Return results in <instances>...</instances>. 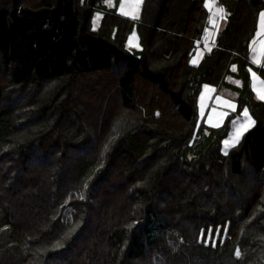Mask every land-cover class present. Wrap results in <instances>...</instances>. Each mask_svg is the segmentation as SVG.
<instances>
[{"label": "trees", "instance_id": "trees-1", "mask_svg": "<svg viewBox=\"0 0 264 264\" xmlns=\"http://www.w3.org/2000/svg\"><path fill=\"white\" fill-rule=\"evenodd\" d=\"M97 1L0 0V264H264L249 78L264 0H218L197 64L206 0H142L139 56L123 46L131 18L106 10L90 29ZM230 74L237 110L206 129L199 92ZM244 107L255 122L225 152Z\"/></svg>", "mask_w": 264, "mask_h": 264}, {"label": "crops", "instance_id": "crops-1", "mask_svg": "<svg viewBox=\"0 0 264 264\" xmlns=\"http://www.w3.org/2000/svg\"><path fill=\"white\" fill-rule=\"evenodd\" d=\"M259 14H258L256 33L260 23ZM225 19L226 18H224L223 16V18H221V20L217 24V27L223 25ZM217 27L215 28L216 30L214 31V35L217 31ZM256 33L254 37H256ZM261 41H264V35L257 37L255 43H253L252 40L249 50L250 88L253 92L254 98L257 100H264L261 99V96L264 95V79L259 74V69L264 68V44H262ZM207 48L208 46L194 48L190 58V62L192 64L199 63L204 53L206 52ZM194 60L195 63H193ZM235 69L236 68L234 67L233 70ZM253 73L256 74L255 77L253 76ZM226 80H227L226 84L221 87H215L212 85H207L208 87H205L206 85H204L200 90L199 95L196 99L195 107L198 113V118H199L198 120L199 122H203L204 128L206 129L218 128L222 126L226 121V119L237 110L238 107L237 95L240 94V91L242 89L241 79L236 77L234 74H230L227 76ZM232 89L234 90L236 89V90L234 91ZM226 101L229 103H226ZM245 108L246 107L242 108L241 112L232 120L228 135L224 139L226 141L230 137L228 140L229 143L226 145L228 146L227 149L223 150L225 152L228 151V149L231 146L235 145L240 140L244 132L248 130L250 127H252V125L255 122L254 118L252 117V115L250 114L247 108H246L247 116L244 115ZM246 125L249 126H247L246 130L242 132V135L239 137V139L236 140L235 137L237 130L242 129Z\"/></svg>", "mask_w": 264, "mask_h": 264}, {"label": "rangeland", "instance_id": "rangeland-1", "mask_svg": "<svg viewBox=\"0 0 264 264\" xmlns=\"http://www.w3.org/2000/svg\"><path fill=\"white\" fill-rule=\"evenodd\" d=\"M97 5L98 8L93 11L92 19L90 22V29L93 31H98L100 29V20L106 10L114 9L118 13L131 18L133 21L132 27L126 35L123 46L133 55L139 56L142 52V39L137 29V23L142 15V0H140V3L138 5L135 3V0H98ZM215 26L217 27V24ZM236 77L240 78L239 76ZM209 131L210 130H205V134H208ZM215 136L216 135H213L211 137L214 139ZM229 138L227 139V141L229 140ZM226 145L227 144H225L224 140L223 150L227 149L228 146Z\"/></svg>", "mask_w": 264, "mask_h": 264}, {"label": "built area", "instance_id": "built-area-1", "mask_svg": "<svg viewBox=\"0 0 264 264\" xmlns=\"http://www.w3.org/2000/svg\"><path fill=\"white\" fill-rule=\"evenodd\" d=\"M206 2L208 11L207 22L200 35L195 39V48L213 45L215 25L219 23L224 15L223 8L219 5L218 0H206Z\"/></svg>", "mask_w": 264, "mask_h": 264}, {"label": "snow or ice", "instance_id": "snow-or-ice-1", "mask_svg": "<svg viewBox=\"0 0 264 264\" xmlns=\"http://www.w3.org/2000/svg\"><path fill=\"white\" fill-rule=\"evenodd\" d=\"M135 3L138 5L140 3V0H135ZM206 6H207V2H206ZM122 10H123V5H122ZM128 14V13H126ZM259 17H260V23H259V26H258V29H257V33H256V37L253 38V43H255L256 41V38L257 37H260L261 35H264V10H262L259 14ZM211 19V18H210ZM262 44H264V41H261ZM258 62V61H257ZM193 63H195V60L193 61ZM255 73H253V76L255 77ZM205 87H208L207 85ZM261 99H264V95L261 96ZM226 103H229L226 101ZM244 115L247 116V109L245 108L244 109ZM247 126L249 125H246L244 126L242 129H238L237 132H236V140L239 139V137L242 135V132L244 130H246ZM229 141H225V144H228ZM107 147V145L105 146ZM239 251L237 250V255H239Z\"/></svg>", "mask_w": 264, "mask_h": 264}]
</instances>
